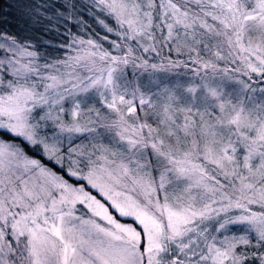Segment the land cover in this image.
Segmentation results:
<instances>
[{
	"label": "snow or ice",
	"instance_id": "1",
	"mask_svg": "<svg viewBox=\"0 0 264 264\" xmlns=\"http://www.w3.org/2000/svg\"><path fill=\"white\" fill-rule=\"evenodd\" d=\"M0 264H264V0H0Z\"/></svg>",
	"mask_w": 264,
	"mask_h": 264
}]
</instances>
